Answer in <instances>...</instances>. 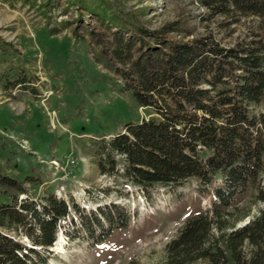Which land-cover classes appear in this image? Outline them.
<instances>
[{
  "label": "trees",
  "instance_id": "trees-1",
  "mask_svg": "<svg viewBox=\"0 0 264 264\" xmlns=\"http://www.w3.org/2000/svg\"><path fill=\"white\" fill-rule=\"evenodd\" d=\"M77 1L100 23L116 27L110 54L102 49L100 55L109 54L123 65L116 67L122 89L158 114L127 121L122 131L97 142L100 172L148 192L157 185L180 187L194 177L203 186L218 182L210 208L196 211L167 243L163 264L200 259L209 264H264V208L240 226L250 213L234 217L233 212L239 195L253 186L264 203V111L251 109L264 106V0H201L210 18H261L263 32L228 46L211 31L187 40L194 30L190 11L152 28L142 18L146 12L117 8L112 0L93 5ZM52 2L44 0L40 6L49 21ZM58 27L51 29L53 34ZM26 180L39 183L36 177ZM129 215L116 202L88 215L73 199L53 193L36 199L21 180L0 171V264H49L47 253L66 229L65 221L79 226L76 233L88 235L95 246L112 232L96 237L105 222L110 228L126 227Z\"/></svg>",
  "mask_w": 264,
  "mask_h": 264
},
{
  "label": "rangeland",
  "instance_id": "rangeland-1",
  "mask_svg": "<svg viewBox=\"0 0 264 264\" xmlns=\"http://www.w3.org/2000/svg\"><path fill=\"white\" fill-rule=\"evenodd\" d=\"M43 1L0 0V171L21 180L36 199L51 193L73 199L88 215L113 202L129 211L126 227L110 228L105 222L97 230L96 237L108 229L112 232L95 246L88 235L76 233L79 226L65 221L66 229L47 253L49 264H163L167 243L196 211L210 208L218 182L203 186L194 177L180 187L157 185L148 192L100 172L97 142L122 131L127 121L158 114L122 89L116 67H124L109 56L116 27L100 23L77 0H53L49 21L40 12ZM98 1L89 0L92 5ZM112 1L126 11L146 12L142 18L152 28L190 11L194 30L187 40L211 31L228 46L263 32L260 17L210 18V9L201 0ZM220 21L231 24L220 26ZM57 26L60 31L53 34L51 29ZM102 49L109 57L100 55ZM24 76L26 81L17 83ZM251 109L261 113L264 106ZM28 177L39 183L28 182ZM256 194L253 186L239 195L234 217L250 215L237 226L264 208ZM193 264L209 263L200 259Z\"/></svg>",
  "mask_w": 264,
  "mask_h": 264
}]
</instances>
